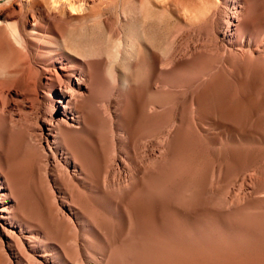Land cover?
Masks as SVG:
<instances>
[{"label":"bare ground","instance_id":"1","mask_svg":"<svg viewBox=\"0 0 264 264\" xmlns=\"http://www.w3.org/2000/svg\"><path fill=\"white\" fill-rule=\"evenodd\" d=\"M251 111L264 0H0V264H264Z\"/></svg>","mask_w":264,"mask_h":264},{"label":"rangeland","instance_id":"2","mask_svg":"<svg viewBox=\"0 0 264 264\" xmlns=\"http://www.w3.org/2000/svg\"><path fill=\"white\" fill-rule=\"evenodd\" d=\"M173 21H170L171 24H173ZM251 113V119H254L255 124H253L251 126V128L248 132H247V137H246V143L248 148V153L246 156L238 158L239 153H238V149H236L237 152V161H241L242 163L247 164V166L249 168H254L257 166H262L264 168V132L261 131L260 126H261V119H259L257 117L256 113ZM257 133V135H256ZM211 134V133H210ZM223 137V135H219L218 132L214 131V133H212L211 135H209V140L213 143L208 150H206V152L203 155V159L204 161H209L208 162H219V163H225V162H232L233 158L231 157L230 153L228 152V150L220 145V138ZM225 141L226 143L234 146L237 145L235 143V141L228 136V134L226 135ZM262 138V139H261ZM232 139V140H231ZM258 139V140H257ZM240 157V156H239ZM213 160V162L211 161ZM206 162V163H208ZM209 163V164H211ZM234 163V162H233ZM232 163V164H233ZM207 164V165H209Z\"/></svg>","mask_w":264,"mask_h":264}]
</instances>
